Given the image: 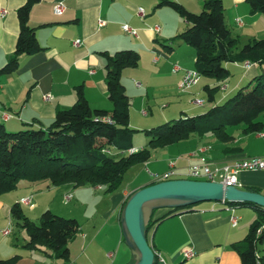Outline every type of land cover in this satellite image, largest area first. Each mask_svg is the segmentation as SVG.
Returning a JSON list of instances; mask_svg holds the SVG:
<instances>
[{
    "label": "crops",
    "instance_id": "0c3cea01",
    "mask_svg": "<svg viewBox=\"0 0 264 264\" xmlns=\"http://www.w3.org/2000/svg\"><path fill=\"white\" fill-rule=\"evenodd\" d=\"M178 1L193 12L203 9L204 0ZM222 1L225 23L233 37L240 41L241 47L264 38V15L253 13L247 0ZM25 2L0 0V69L15 53L20 33L18 10ZM58 2H63L66 7L61 16L54 12ZM160 2L41 0L33 6L30 25L35 29L42 50L20 56L16 72L0 75V124L10 132L47 127L59 111L74 106L78 87H82L92 109L111 112L113 104L108 96L107 63L102 53L134 50L141 57L139 66L123 70L121 81L131 101L130 127L139 131L134 134V147L150 149L151 158L132 166L125 174L121 188L114 193H106L102 186L74 188L69 184L52 186L46 182L36 185L21 182L19 188L23 192L18 188L17 194L0 197V259L19 256L22 261L32 256V251H42L27 248V241L20 249L18 241L3 234L11 221L14 204L21 203V207H28L35 218L33 220L25 215L37 222L40 212L49 209L48 205L39 207V198L44 196L43 193L34 195L28 192L39 186L46 187V194L56 190H61L62 195L72 193L71 200H75L79 208L84 206L85 198L89 196L105 205L103 211L88 217L73 218L79 222L80 231L70 244L79 238L81 249L71 260L69 247L67 263L134 264L135 257L125 244L120 224L124 203L134 192L153 184L155 175L170 171L171 162L175 163L176 168L184 170L189 163L201 160L225 163L264 156V120L261 121L263 128L260 132L244 134L243 138L234 136V140L228 144L217 141L213 135L215 141L207 138L210 135L202 139L192 135L165 148L149 146L150 140L143 131L155 127V109L159 113L161 110L163 121L169 118L167 112L173 106L181 109V117L200 116L206 112L203 108L205 100L208 101L209 89L220 86L214 92V102L211 104L208 101L212 107L223 103L243 87L246 79L252 81L264 75L259 74V69L263 67L256 63H233L232 69H229L230 76L223 82L201 76L194 88L181 93L179 84L184 70L196 68V51L180 40L179 50L173 48L174 37L181 33L182 28L178 23L172 28L169 21L163 18H172L173 15L167 11L169 7L159 6ZM140 7L146 11L144 19L137 14ZM100 21L104 22L103 26ZM124 25L136 29L138 37L125 32ZM156 26L160 27L159 32L154 31ZM77 40L82 42L80 46H75ZM175 66L182 70L175 73ZM204 79L206 81L201 86ZM47 94L51 95L49 101L44 100ZM198 101L202 104H198ZM239 179L242 189L256 190L264 195V170L243 172ZM100 192L105 194L101 197ZM27 198H31L33 206L22 203ZM166 213V210H159L155 218L159 219ZM233 214L239 219L235 227L230 221ZM257 216V210L252 207L229 206L223 202L199 204L192 210L179 212L158 223L149 234L150 245L161 256L163 261H159L160 264H242L233 245L246 238ZM189 252L193 256L187 257ZM260 255L264 256V242L260 246Z\"/></svg>",
    "mask_w": 264,
    "mask_h": 264
},
{
    "label": "trees",
    "instance_id": "16d2710c",
    "mask_svg": "<svg viewBox=\"0 0 264 264\" xmlns=\"http://www.w3.org/2000/svg\"><path fill=\"white\" fill-rule=\"evenodd\" d=\"M247 1L253 13L264 15V0ZM39 2L41 0H26L18 10L20 33L16 50L0 69V75L16 72L20 56L42 50L35 29L30 25L31 10ZM159 6L171 8L188 23L189 27L174 40H180L195 49V69L202 77L223 82L230 76L226 67L228 63H256L264 67V38L240 48V41L233 37L225 23L222 0H204L199 14L188 11L174 0H161ZM167 47L171 50L170 46ZM102 56L107 63L108 96L113 104L111 112L92 109L82 87H78L74 106L59 111L47 127L10 132L0 124V197L16 191L21 182L34 185L46 182L53 186L69 184L74 188L102 186L106 193H114L121 188L123 178L132 166L150 160V149L127 156L120 154L134 147V134L139 132L130 127L131 101L121 78L123 70L139 66L140 54L134 50H123L115 54L104 52ZM218 89L220 86L208 90L211 104L214 102V92ZM262 113L264 75L239 88L223 103L210 107L203 115L181 117L143 132L150 139L151 148L172 146L192 135L200 139L213 135L217 141L228 144L234 140V136L229 133L230 128L243 125L244 134L260 132L263 123L257 119ZM107 150L112 155L107 154ZM248 191L259 193L252 189ZM224 203L257 210V220L252 224L249 234L233 247L240 255L242 264H264V256L260 255L264 230L258 234V229L264 223V208L248 202ZM195 206L162 209L167 213L159 219L155 218L159 210L155 211L147 227L149 242V234L158 223L179 212L192 210ZM11 220L26 230L29 237L27 248L51 250L56 258L69 260V244L80 231L77 220L46 210L38 222H34L25 215L21 203L12 206ZM19 259V256L0 259V264H15ZM155 264H160L157 256Z\"/></svg>",
    "mask_w": 264,
    "mask_h": 264
},
{
    "label": "water",
    "instance_id": "95a60500",
    "mask_svg": "<svg viewBox=\"0 0 264 264\" xmlns=\"http://www.w3.org/2000/svg\"><path fill=\"white\" fill-rule=\"evenodd\" d=\"M254 203L264 208V195L220 183L177 179L151 184L134 192L122 209L120 224L134 264H155L147 227L155 211L211 202Z\"/></svg>",
    "mask_w": 264,
    "mask_h": 264
},
{
    "label": "rangeland",
    "instance_id": "374dc122",
    "mask_svg": "<svg viewBox=\"0 0 264 264\" xmlns=\"http://www.w3.org/2000/svg\"><path fill=\"white\" fill-rule=\"evenodd\" d=\"M174 1L180 3L178 0H174ZM180 4H182V3H180ZM187 10H189L190 12L195 13V14H199L202 12L201 10L193 12L188 8H187ZM167 11L172 13V15H173L172 18H170L169 16H163V18L165 20L169 21V23L172 25V28L173 27L175 28L177 26L176 25L177 23L182 28L180 32H183L184 30H186L189 27L188 23H186L185 19L180 14H178L177 12L172 10L171 8H168ZM179 43L180 42H178V40L173 41V48L176 50H179V48H177ZM183 47H186V46H183ZM239 47H241V45H239ZM190 49L195 51L194 48H190ZM233 65H234L233 63H228V64H226V67L228 69H232ZM258 72H259V74H264V67H263V69H259ZM205 81H206V79H204V81H202L201 86L204 84ZM249 82H250V79H246L243 86H246ZM181 93H183V92H181ZM176 103H178V102H176ZM151 105H153V104H151ZM210 107H211V104L207 100H205L203 111H207ZM158 111H159L158 109H155V113L153 116V121L156 122L155 127H157L161 124H164L166 122H169L172 120H178L179 118H181V115H180L181 109L179 107L176 108V106H173V109L168 110L167 115L169 116V118L166 121H163V119L161 118V113H162L161 110H160V113ZM257 120L260 122L263 121L264 120V113H262L258 117ZM243 127L244 126L241 125V126L230 128L229 132L231 135L235 136L236 138H238V137L243 138V135H244ZM137 135H139V134H137ZM137 135H135V138L137 137ZM141 135L142 134H140V136ZM207 138H211L212 140L215 141V138L212 135H210ZM44 187L45 186H39L36 190L33 189L31 191H28V192H30V194H34V195H40L41 193H43L44 196H41L39 198V207L45 208L48 205V208H49L48 210L53 211V213L58 215V216H61L64 218H70V219L71 218L73 219L74 217H78V218H82L84 216L88 217V216H90L96 212L103 211L105 208V205L102 202L100 203L99 199H94L93 197L89 198L90 196L85 198V203H83L84 206L79 208L76 206L75 200L68 199L69 196H72V193H67V194L65 193L64 195H62L61 190L60 191L56 190L53 193L46 194L48 192H46L47 189H45L46 187L45 188ZM19 189L11 192L9 194L10 195L9 197H11V195L17 194ZM20 191L23 192V190H21V189H20ZM99 194L102 197V195H104L105 193L100 192ZM35 204H37V201H35ZM203 204L204 203H202V205ZM32 206H33V204H32ZM22 207L25 211V214L34 220L35 216L31 212V210L24 205ZM42 212H44V211H42ZM41 214L42 213L40 212V216H41ZM34 222H37V221L35 220ZM9 227H11L12 233L8 236L10 238L11 237L14 238L15 241H18L19 246L21 247L20 249H22L23 245L25 244L24 242L25 241L28 242V240H29V237H28L26 230L23 229L22 227L16 225L13 220H11V221L9 220V223H8V226L6 229H8ZM4 231H3V234H4ZM78 241H79V238L77 239L76 242L69 244V247L71 248V253H72L71 254L72 255L71 260H74L75 256L79 253V251L81 249V247L79 246L80 241L79 242ZM29 253H31V252H29ZM32 254H33L32 256L29 255L25 259H23L22 261L19 259L20 261L18 260V262H16L15 264H69V263H67V262H69L67 260L56 258L51 250L43 249L42 251H36V252L32 251Z\"/></svg>",
    "mask_w": 264,
    "mask_h": 264
},
{
    "label": "built area",
    "instance_id": "2783aa9c",
    "mask_svg": "<svg viewBox=\"0 0 264 264\" xmlns=\"http://www.w3.org/2000/svg\"><path fill=\"white\" fill-rule=\"evenodd\" d=\"M65 5L63 2H58L54 6V12L56 15L61 16L65 12ZM137 14L141 19L146 17V11L144 8L140 7L137 10ZM240 22V21H238ZM100 25L103 26L104 22L100 21ZM123 29L125 32L129 33L134 37H138V31L133 29L129 25H124ZM154 31L159 32L160 27L156 26L153 28ZM75 46H80L82 42L77 40L74 42ZM249 64V63H246ZM249 66V65H248ZM181 67L175 66L173 71L175 73L179 72ZM201 74L197 69H185L184 75L181 79L179 84V90L183 93L189 92L192 88H194L198 82L200 81ZM140 86V83H137ZM51 99V95L47 94L44 96L45 101H49ZM198 104H202L201 101L197 102ZM109 122H112L109 120ZM143 151L142 148L133 147L125 152H120L121 155H132L136 153H140ZM107 154L112 155L110 150L106 151ZM170 171L164 174L155 175L154 181L156 183L162 181H169V180H177V179H189L195 181H207L213 183H220L225 188L227 187H235L238 189H242V184L240 182L239 176L243 172H253V171H262L264 170V156L262 157H252V158H245L242 160L234 161V162H225V163H216L207 160H201L198 162L189 163L188 166L184 170H180L176 168L175 163H170ZM72 196H69L68 199H71ZM31 198H27L22 200V203L32 206ZM224 203V202H223ZM232 211H234L232 209ZM230 221L232 226H237L239 223L238 217L234 214L231 215ZM264 230V223L258 229V234H260ZM12 233L11 227L4 231V235L8 236ZM155 255L159 259V261H163L161 256L155 252ZM193 256L192 252L187 253V257Z\"/></svg>",
    "mask_w": 264,
    "mask_h": 264
}]
</instances>
